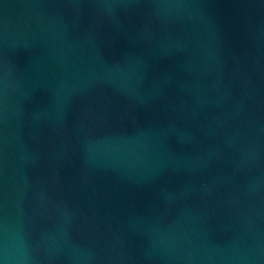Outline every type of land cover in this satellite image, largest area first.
I'll use <instances>...</instances> for the list:
<instances>
[{"label": "water", "instance_id": "obj_1", "mask_svg": "<svg viewBox=\"0 0 264 264\" xmlns=\"http://www.w3.org/2000/svg\"><path fill=\"white\" fill-rule=\"evenodd\" d=\"M0 264H264V0H0Z\"/></svg>", "mask_w": 264, "mask_h": 264}]
</instances>
